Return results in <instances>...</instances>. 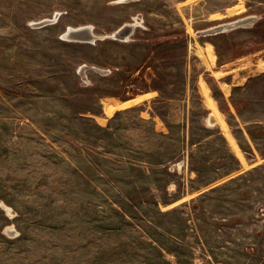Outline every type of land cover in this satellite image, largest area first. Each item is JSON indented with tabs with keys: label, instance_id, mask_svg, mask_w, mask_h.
Masks as SVG:
<instances>
[{
	"label": "rangeland",
	"instance_id": "rangeland-1",
	"mask_svg": "<svg viewBox=\"0 0 264 264\" xmlns=\"http://www.w3.org/2000/svg\"><path fill=\"white\" fill-rule=\"evenodd\" d=\"M0 264H264V0H0Z\"/></svg>",
	"mask_w": 264,
	"mask_h": 264
},
{
	"label": "water",
	"instance_id": "water-1",
	"mask_svg": "<svg viewBox=\"0 0 264 264\" xmlns=\"http://www.w3.org/2000/svg\"><path fill=\"white\" fill-rule=\"evenodd\" d=\"M253 20H254V18H252V17H249L247 19L236 20L235 22L227 23V24L221 25L219 27H216L213 29V31L218 32V31L228 29V28H232V27L238 26V25H247V24L251 23ZM119 32L121 33L122 36H123V34H129L131 32L130 25H125L123 27V29H121ZM66 36L69 38L80 39V40L90 39V38L95 37V36H93L91 31L89 30L88 26H84V27H80V28H70V29H68Z\"/></svg>",
	"mask_w": 264,
	"mask_h": 264
},
{
	"label": "crops",
	"instance_id": "crops-1",
	"mask_svg": "<svg viewBox=\"0 0 264 264\" xmlns=\"http://www.w3.org/2000/svg\"><path fill=\"white\" fill-rule=\"evenodd\" d=\"M244 57V56H243ZM243 57H241V58H243ZM241 58H239V59H241Z\"/></svg>",
	"mask_w": 264,
	"mask_h": 264
}]
</instances>
